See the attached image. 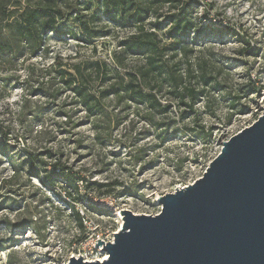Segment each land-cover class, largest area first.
Wrapping results in <instances>:
<instances>
[{"label":"rangeland","instance_id":"1","mask_svg":"<svg viewBox=\"0 0 264 264\" xmlns=\"http://www.w3.org/2000/svg\"><path fill=\"white\" fill-rule=\"evenodd\" d=\"M22 1L26 8V0ZM168 10L166 6L159 12L163 43L169 29L164 20ZM191 10L201 29L225 28L230 33L213 40L216 43L207 45L203 40L191 48L192 61L202 57L214 66L215 82L196 106L199 125L212 129L210 145L203 144L194 119L184 118L185 108L176 104L172 113L156 117L160 126H155L146 118V107L128 99L109 98L103 117L93 120L73 101L71 92H60L56 100L26 95L22 81L29 65L38 70L62 65L60 70H68L85 60L113 63L122 41L135 30L108 21L101 12L100 19H89L90 28L99 30L98 37L90 41L64 10V19L46 37L43 54L17 74L10 73L9 77H15L7 86L0 72V129L7 134L10 154L19 161H25L28 154L45 155L47 150L59 154L62 164L85 179L79 187L86 200V204L73 202L66 195V184L49 188L31 176L28 164L15 174L0 156V264H68L86 240L98 235L114 239L123 224L122 210L158 215L160 197L201 179L223 143L259 119L264 108V0H193ZM234 33L239 38L231 36ZM242 39L259 49L258 57L238 54L246 47L239 42ZM121 60L130 70L138 63L129 56ZM39 76L37 72L35 79ZM160 95L164 103L174 102L167 88ZM94 125L103 129L98 131ZM192 128L198 131L191 132ZM90 184L95 185L87 189Z\"/></svg>","mask_w":264,"mask_h":264},{"label":"trees","instance_id":"2","mask_svg":"<svg viewBox=\"0 0 264 264\" xmlns=\"http://www.w3.org/2000/svg\"><path fill=\"white\" fill-rule=\"evenodd\" d=\"M193 0H26V8L22 0H0V72L5 75L3 82L10 84L14 76L24 65L39 57L45 51L46 37L53 33L57 22L64 19V10L69 12L80 26V31L88 40L99 35L97 28H90L91 20L102 17L113 23L126 25L135 30L121 43V51L116 54L113 63L102 60H85L79 62L68 70L59 65L56 68L38 70L36 66L29 65L26 69V78L22 81V88L26 95H43L48 99L56 100L60 92H71L73 101L81 107L88 118L101 119L105 113L106 101L117 98L118 101H128L147 109L146 118L150 123L156 124V117L170 114L176 104L180 109L185 108L184 118H193L198 137L204 145H210L213 139L212 129L199 125L196 119L198 111L196 106L202 101L209 86L215 82L213 64L202 57L194 61L190 59L191 48L199 46L203 40L208 44L216 43V38L222 39L229 31L225 28L208 31L201 29L200 20L193 15L191 6ZM168 6V13L164 16L169 25L166 31V42L160 37L159 13ZM231 36L239 38L234 33ZM218 40V39H217ZM238 40V39H237ZM242 47L238 52L240 56L250 55L258 57L259 49L242 39ZM169 54H171L169 56ZM129 56L137 60V65L130 70L121 60ZM180 59L175 61L177 58ZM40 76L36 78V74ZM17 81L21 77H17ZM36 80V81H35ZM252 90H257L255 82L251 81ZM167 88L174 102L164 103L161 100L162 91ZM251 90V91H252ZM68 117V114L65 115ZM96 130L103 126L94 125ZM9 134V133H8ZM0 156L4 157L12 166L15 174L20 173L24 165H29L31 176L42 179L49 188L66 184V195L78 204H86L80 194L82 177H76L72 169L61 163L60 155L51 150L45 155L28 154L25 161H19L15 154H10L11 145L7 134L0 129ZM41 156L54 159L47 162ZM52 167L53 171H49ZM95 184L87 185V189ZM72 190V191H70ZM74 192L76 195H74ZM1 208V205H0ZM71 209H75L71 205ZM1 210V209H0ZM103 213L100 209H94ZM79 226L84 228L80 213H75Z\"/></svg>","mask_w":264,"mask_h":264},{"label":"water","instance_id":"3","mask_svg":"<svg viewBox=\"0 0 264 264\" xmlns=\"http://www.w3.org/2000/svg\"><path fill=\"white\" fill-rule=\"evenodd\" d=\"M155 216L120 212L109 258L68 264H264V108L223 143L195 183L158 199Z\"/></svg>","mask_w":264,"mask_h":264},{"label":"built area","instance_id":"4","mask_svg":"<svg viewBox=\"0 0 264 264\" xmlns=\"http://www.w3.org/2000/svg\"><path fill=\"white\" fill-rule=\"evenodd\" d=\"M102 235H98L97 239L95 240H86L85 242H83L80 247L78 248V252L76 255H73L72 257L79 259L82 257V260L86 263L90 262H101L103 263L105 260H107L109 258V256L107 257V259H105V255H107L106 253H104V251H102L104 249L103 246L101 247H97L96 244H98V241L101 240L102 242H104V245H107L109 243H113L114 239H101ZM71 257V258H72Z\"/></svg>","mask_w":264,"mask_h":264},{"label":"bare ground","instance_id":"5","mask_svg":"<svg viewBox=\"0 0 264 264\" xmlns=\"http://www.w3.org/2000/svg\"><path fill=\"white\" fill-rule=\"evenodd\" d=\"M181 189V188H180ZM120 218H122L121 214H119ZM108 255H105V259H107Z\"/></svg>","mask_w":264,"mask_h":264}]
</instances>
